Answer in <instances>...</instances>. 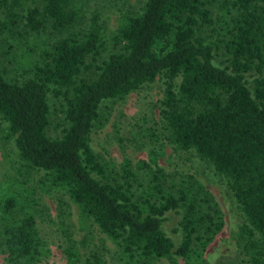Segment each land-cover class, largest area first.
<instances>
[{
	"label": "trees",
	"instance_id": "obj_1",
	"mask_svg": "<svg viewBox=\"0 0 264 264\" xmlns=\"http://www.w3.org/2000/svg\"><path fill=\"white\" fill-rule=\"evenodd\" d=\"M39 2L21 15L19 0H0V31L15 34L21 20L24 33L46 23L64 33L29 66L30 75L11 78L0 65V119L19 163L42 171L39 182L64 188L127 257L174 254L184 264H205L203 252L223 223L220 210L200 208L190 186L167 191L155 165H145V180L128 160L112 175L90 145L100 102L161 73L166 138L192 149L224 178L244 218L235 242L248 264H264V0H230L235 13L218 40L220 63L213 52L218 46L202 33L213 23L205 0H145L138 13L119 18L109 36L119 48L101 61L97 16L81 26L82 0ZM91 68L93 78L80 75ZM48 93L62 100L56 136L46 132ZM21 183L0 182V254L4 264H41L46 242ZM171 214L177 217L172 228L180 232L177 245L163 229ZM62 252L64 264H90L69 235Z\"/></svg>",
	"mask_w": 264,
	"mask_h": 264
},
{
	"label": "rangeland",
	"instance_id": "obj_2",
	"mask_svg": "<svg viewBox=\"0 0 264 264\" xmlns=\"http://www.w3.org/2000/svg\"><path fill=\"white\" fill-rule=\"evenodd\" d=\"M19 1L21 15L28 7L40 5L39 0ZM144 2L82 0L81 26L87 24L93 14H96L100 26L102 47L98 61L119 48L112 46L109 39L119 18L124 14L138 13ZM205 2L213 23L205 26L202 33L207 41L218 46L213 47V52L215 61L220 63L224 56L218 40L224 36L229 17L235 10L230 0ZM15 30V34L0 31V65L6 76L20 80L31 74L29 66L40 62L44 58L43 51L49 50L64 33L52 28L49 23L38 32L24 33L21 20ZM95 74L93 68L83 69L80 73L86 78H93ZM163 85L160 73L122 97L102 100L90 131V145L98 161L112 175L118 174L121 164L128 160L132 170L143 180L149 176L146 164L160 167L165 174L163 186L173 194L178 186L192 187L199 207L203 210L218 208L223 221L221 229L203 252L204 263L248 264L234 238V232L244 218L224 178L192 149L178 148L166 138L159 103ZM61 102V99L48 93L49 124L46 132L50 136L60 133ZM13 179L22 181L21 188L30 197L29 205L39 234L46 242L47 252L41 264H64L62 248L66 235L73 238L81 259L90 264H184L174 254L153 258L124 255L119 242L100 231L90 217L82 215L64 188L49 186L47 181L39 182L45 179L42 171L19 163L12 137H7L5 122L0 119V182ZM176 218L171 214L163 222V229L174 245L180 240V232L172 228ZM0 264H4L1 254Z\"/></svg>",
	"mask_w": 264,
	"mask_h": 264
}]
</instances>
